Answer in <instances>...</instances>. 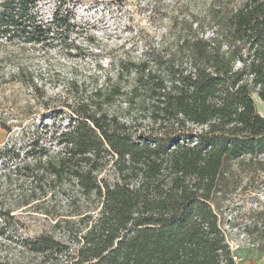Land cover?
I'll return each instance as SVG.
<instances>
[{"label": "trees", "instance_id": "obj_1", "mask_svg": "<svg viewBox=\"0 0 264 264\" xmlns=\"http://www.w3.org/2000/svg\"><path fill=\"white\" fill-rule=\"evenodd\" d=\"M40 2L0 0V39L68 46L72 18L55 10L45 20ZM206 18L209 28L196 20L169 48L118 60L113 76L66 104L67 122L52 133L55 156L13 164L11 173L30 182L48 174L98 202L96 213L62 221L71 246L23 238L31 264L57 256L65 264H236L227 237L233 219L216 199L235 164H260L264 155V117L253 99L264 104V0H211ZM121 95L148 113L147 126L108 111ZM13 151L0 148L6 183L7 162L19 159ZM107 167L112 175L100 176ZM255 216L246 229L264 253V205Z\"/></svg>", "mask_w": 264, "mask_h": 264}, {"label": "rangeland", "instance_id": "obj_2", "mask_svg": "<svg viewBox=\"0 0 264 264\" xmlns=\"http://www.w3.org/2000/svg\"><path fill=\"white\" fill-rule=\"evenodd\" d=\"M210 1L41 0L39 10L45 20L55 10L72 18L68 46L55 44L42 50L0 39V148L12 147L19 154V159L5 167L10 173L8 182L0 177V261L31 264L36 260L21 247L23 238L47 236L71 246L62 221L94 214L98 207L97 200L84 199L68 180L53 182L43 173L30 182L23 171L11 173L13 164L32 163L40 152L55 156L59 146L52 133L67 122L66 104L85 99L106 76H113L118 60L140 58L147 48L173 46L182 28L196 20L202 28H209L206 11ZM129 83L123 77L122 84ZM253 99L264 117V104L256 95ZM127 100L124 95L115 97L108 111L147 126L148 113L137 105L129 108ZM259 158L260 164H235L228 174L229 185L216 199L225 200V214L233 219L227 237L232 250L243 257L239 264H264V253L246 229L264 205V155ZM111 175L109 167L100 174ZM7 212L12 218L4 215ZM65 259L57 256L47 264H65Z\"/></svg>", "mask_w": 264, "mask_h": 264}, {"label": "built area", "instance_id": "obj_3", "mask_svg": "<svg viewBox=\"0 0 264 264\" xmlns=\"http://www.w3.org/2000/svg\"><path fill=\"white\" fill-rule=\"evenodd\" d=\"M233 259H234L236 264H239V263H241L243 261V257L242 256H238L235 252H234Z\"/></svg>", "mask_w": 264, "mask_h": 264}]
</instances>
